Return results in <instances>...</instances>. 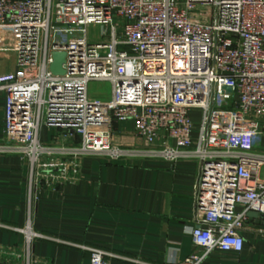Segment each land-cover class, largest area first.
Returning a JSON list of instances; mask_svg holds the SVG:
<instances>
[{
	"label": "built area",
	"instance_id": "1",
	"mask_svg": "<svg viewBox=\"0 0 264 264\" xmlns=\"http://www.w3.org/2000/svg\"><path fill=\"white\" fill-rule=\"evenodd\" d=\"M3 25L14 31L16 70L0 79V155L27 166L29 201L32 186L75 182L87 157L195 160L199 251L174 264L242 250L248 213L264 214V0H0ZM54 52L65 53L62 75L49 69ZM91 81L109 82L110 97L90 96ZM192 110L201 112L196 134ZM121 121L143 145L111 143ZM10 228L27 249L47 238L88 251L90 264H156Z\"/></svg>",
	"mask_w": 264,
	"mask_h": 264
},
{
	"label": "crops",
	"instance_id": "2",
	"mask_svg": "<svg viewBox=\"0 0 264 264\" xmlns=\"http://www.w3.org/2000/svg\"><path fill=\"white\" fill-rule=\"evenodd\" d=\"M13 33L10 25L0 28V79L16 70ZM5 103L0 93V139ZM50 133L42 128L41 141L47 142ZM110 140L122 147L144 144L132 121L116 124ZM261 143L264 148V138ZM197 171L198 163L190 159L87 157L75 182L54 189L32 186L29 201L27 166L17 156L0 155V224L6 226L0 227V264H90L88 251L47 238L33 237L27 249L25 235L10 227L145 262H180L199 251L190 236ZM242 236L240 252L214 250L202 264H264V220L250 218ZM109 264L132 263L112 259Z\"/></svg>",
	"mask_w": 264,
	"mask_h": 264
},
{
	"label": "rangeland",
	"instance_id": "3",
	"mask_svg": "<svg viewBox=\"0 0 264 264\" xmlns=\"http://www.w3.org/2000/svg\"><path fill=\"white\" fill-rule=\"evenodd\" d=\"M99 29L101 28L98 26L89 27L90 35L94 34L93 30H96V33H98ZM110 92H111V85L109 82L91 81L88 84V93L92 97H97L99 99L105 100L110 97ZM189 117L191 122L193 123V132L196 134L199 126V122L201 120V112L198 110H192L189 114ZM43 137L45 138V133L42 135V138Z\"/></svg>",
	"mask_w": 264,
	"mask_h": 264
},
{
	"label": "water",
	"instance_id": "4",
	"mask_svg": "<svg viewBox=\"0 0 264 264\" xmlns=\"http://www.w3.org/2000/svg\"><path fill=\"white\" fill-rule=\"evenodd\" d=\"M65 61V53L64 52H54L52 54V62L49 66V69L51 73L55 75H62L64 74V69L62 67L63 63ZM226 90H230V88H226ZM248 216L250 218L257 219L258 222H261L264 220V214H257L255 212H249Z\"/></svg>",
	"mask_w": 264,
	"mask_h": 264
}]
</instances>
